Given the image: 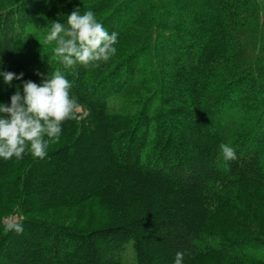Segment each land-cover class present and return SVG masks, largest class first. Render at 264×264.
I'll return each instance as SVG.
<instances>
[{
  "label": "trees",
  "instance_id": "1",
  "mask_svg": "<svg viewBox=\"0 0 264 264\" xmlns=\"http://www.w3.org/2000/svg\"><path fill=\"white\" fill-rule=\"evenodd\" d=\"M66 1L0 0V68L23 73L0 78V102L61 70L79 105L46 158H0V264H160L151 247L183 264H264L250 204L264 207V0ZM77 7L119 33L120 56L63 67L45 27ZM57 177L63 194L39 201Z\"/></svg>",
  "mask_w": 264,
  "mask_h": 264
},
{
  "label": "clouds",
  "instance_id": "2",
  "mask_svg": "<svg viewBox=\"0 0 264 264\" xmlns=\"http://www.w3.org/2000/svg\"><path fill=\"white\" fill-rule=\"evenodd\" d=\"M45 29L44 44L54 42L52 51L65 69L78 64L98 68L117 51L119 33H110L90 9L81 13L77 7L68 14L66 23L51 21ZM0 78L12 86L14 80H22L23 73L0 68ZM70 88L65 73L56 70L40 83L23 80L22 88L17 87L11 95L10 104L0 102V158L19 160L26 150L34 158H46L47 146L59 140L63 122L78 118V101L70 95ZM219 149L225 160L237 158L230 144L222 143ZM4 227L5 231H23L19 223L9 222ZM173 264H183L182 252L176 253Z\"/></svg>",
  "mask_w": 264,
  "mask_h": 264
},
{
  "label": "rangeland",
  "instance_id": "3",
  "mask_svg": "<svg viewBox=\"0 0 264 264\" xmlns=\"http://www.w3.org/2000/svg\"><path fill=\"white\" fill-rule=\"evenodd\" d=\"M75 1L74 0H68V1H66V2H60V3H57L56 5H59V6H62V7H64V6H66V5H70V4H72V3H74ZM130 44H132V46H135V45H138V44H140V40L139 41H125V42H123L120 46H119V49H121V47H123V46H127V45H130ZM118 51V50H117ZM116 51V55L118 54V56H120L121 55V53H119V51L117 52ZM140 92H143L144 90H139ZM129 98H139V97H137L136 95H134L133 93H129L127 96H125L123 99H120V100H116V101H112L111 103H110V105L115 109V110H119V108L120 109H123V108H125V105H126V102L124 101L125 99H129ZM79 110V109H78ZM79 113H81L82 111H78ZM105 162H107V160L105 159V155L104 154H102L101 155V159H99L98 161H97V163L95 164V166L93 167V170L91 171L92 173H94V170H95V172L96 171H98L99 169H101L102 168V166H104V164H105ZM72 172H68V173H66V174H68V176H69V174H71ZM79 175V174H78ZM112 175H114L113 173H110V176H112ZM65 175H63V177H64ZM62 177H57V182H56V184L52 187V186H47L45 189H42V190H40L39 192H38V196H36V198L39 200V201H42L43 200V198L45 197V196H47V195H51V193L52 194H54V195H62L63 193V187H64V182H61V181H63V179H61ZM77 178V177H76ZM77 179H79V178H77ZM64 180H65V178H64ZM94 180H96V179H93V181ZM87 187H88V189L89 190H93V187H94V185H93V183H89V184H87ZM263 201H264V199H263ZM250 204L252 205L251 207L253 208V209H256L254 212L256 213V215L257 214H259V215H264V207H262L263 205H261L260 203H258V200H252L251 202H250ZM88 208H90V207H88ZM80 216V215H79ZM78 216V217H79ZM78 217H77V219H76V223H78ZM83 225V224H82ZM151 229V228H150ZM149 229V230H150ZM122 231V230H121ZM121 231H119V232H121ZM121 233H123V232H121ZM117 235H122V234H120V233H118ZM117 235H114V236H117ZM147 235V237L149 236V234H146ZM128 236V235H127ZM117 237H121V236H117ZM128 238H129V236H128ZM117 239H120V238H117ZM121 240V243L123 242V241H127V237H124V238H122V239H120ZM146 241H148V244L150 245V247L152 246L151 245V242H150V240H148L147 238H146ZM110 247H111V244H107V246H104V247H100V250H101V252H106L108 249H110ZM148 249H150V251H149V253L151 254V257L152 258H154V259H157L158 261H159V263L160 264H173V255H172V253H168V252H166V253H161L160 251H159V248H155V247H151V248H148ZM172 249H174V250H178V247H176V248H172ZM125 258L127 259V262L128 263H131L132 262V259H131V256H130V251L128 250V251H126V253H125ZM126 262V263H127Z\"/></svg>",
  "mask_w": 264,
  "mask_h": 264
}]
</instances>
